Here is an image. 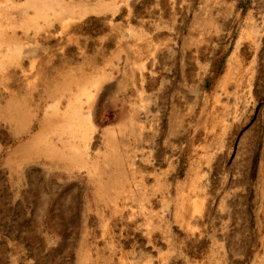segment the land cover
Wrapping results in <instances>:
<instances>
[{"label": "crops", "instance_id": "0c3cea01", "mask_svg": "<svg viewBox=\"0 0 264 264\" xmlns=\"http://www.w3.org/2000/svg\"><path fill=\"white\" fill-rule=\"evenodd\" d=\"M161 1L0 0V117L86 182L80 264H264V162L226 157L239 128L197 108L258 59L181 32L180 0L150 29Z\"/></svg>", "mask_w": 264, "mask_h": 264}, {"label": "rangeland", "instance_id": "374dc122", "mask_svg": "<svg viewBox=\"0 0 264 264\" xmlns=\"http://www.w3.org/2000/svg\"><path fill=\"white\" fill-rule=\"evenodd\" d=\"M174 2L170 0V6L166 0L156 3L163 7L165 22L157 26L152 16L150 29H173ZM154 3L146 1L144 6ZM180 5L177 24L181 32H225L203 37L202 42L211 49L219 47L223 55L243 50L241 55L249 62L254 55L258 59L253 83L214 85L213 97L205 98L197 108L208 109L207 115L217 112L224 116L225 125L239 128L240 148L226 151V157L249 154L264 162V0H180ZM91 25L93 32L101 31L99 22ZM13 128L7 118L0 117V264H80L81 207L83 199L85 204L89 201L88 186L78 175L64 184L63 173L55 171L54 158H50L55 150L33 148L31 140L39 134L13 132ZM41 137L46 145L48 135ZM33 151L42 153L32 157ZM255 170L250 178L259 177L264 186V164L258 176ZM216 185L223 188L220 177ZM85 220L93 221L88 213Z\"/></svg>", "mask_w": 264, "mask_h": 264}, {"label": "bare ground", "instance_id": "6f19581e", "mask_svg": "<svg viewBox=\"0 0 264 264\" xmlns=\"http://www.w3.org/2000/svg\"><path fill=\"white\" fill-rule=\"evenodd\" d=\"M235 64H236V62H235ZM236 65L237 66H230L229 67V73H228L227 78H226V82H228V84L234 83V84H236L237 87H242L245 85V83L251 84L257 79L258 61H255V60L252 61L249 64V66H247V67H244L241 64H236ZM41 153L42 152L33 151V152H31V155H32V157L36 156V155L39 156ZM37 158H39V157H37Z\"/></svg>", "mask_w": 264, "mask_h": 264}]
</instances>
